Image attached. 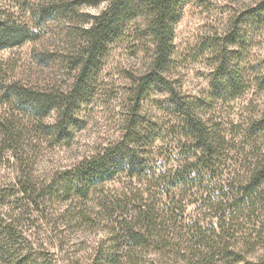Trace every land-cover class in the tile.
<instances>
[{
	"label": "trees",
	"instance_id": "16d2710c",
	"mask_svg": "<svg viewBox=\"0 0 264 264\" xmlns=\"http://www.w3.org/2000/svg\"><path fill=\"white\" fill-rule=\"evenodd\" d=\"M107 2L84 29L87 45L72 59L80 69L68 90L15 86L13 95L7 90L0 95L3 103L14 99L22 111L0 119V169L8 165L13 172L12 181L7 176L0 181V195L12 188L27 200L21 213L13 210L0 218V264H61L45 243L27 238L23 229V221H35L29 211L42 213L44 199L43 212L52 221L56 214L47 204L55 198L68 202L59 215L69 227L106 230L93 264H264V254L249 259L264 247V114L246 115L235 124L230 114L210 111L215 99L241 94L243 81L236 73L221 84L214 81V92L223 95H182L171 78L170 58L181 0ZM132 18H140L153 45L138 90L168 94L167 121L149 106L144 143L127 138L139 134V115H133L122 141L83 155L51 177L37 176L33 166L44 142L72 147L89 71ZM35 37L27 27L0 18V50ZM55 111V123H45ZM25 116L35 117L47 130L26 124ZM119 172L127 173L128 180L110 184ZM61 260L84 264L75 256Z\"/></svg>",
	"mask_w": 264,
	"mask_h": 264
},
{
	"label": "rangeland",
	"instance_id": "374dc122",
	"mask_svg": "<svg viewBox=\"0 0 264 264\" xmlns=\"http://www.w3.org/2000/svg\"><path fill=\"white\" fill-rule=\"evenodd\" d=\"M179 3L177 19L172 25L170 58L171 78L176 80L182 95L194 98L223 95L214 92V81L221 84L226 76L236 73L243 81L241 94L215 99L217 103L210 111L230 114L235 124L246 115L264 114V0H181ZM107 6V0L96 4L88 0H0L2 20L36 33L34 39L22 45L0 50V95L6 90L13 95L15 86L68 90L80 69L72 66V59L87 45L84 29ZM43 12L47 14L42 16ZM152 49L140 18H132L121 34L106 44L104 54L87 76L88 92L75 113L79 122L75 125L72 147H67L64 141L44 142L46 148L33 166L37 176L51 177L54 170L68 168L83 155L95 154L122 141L133 115H139V134L127 138L131 142H145L147 108L151 106L152 113H162L164 118L171 110L168 94L158 91L143 94L138 90ZM21 112L14 99L3 103L0 98V119ZM57 116L55 111L44 121L53 124ZM168 118L171 119L169 115ZM24 119L26 124L47 130L37 124L35 117ZM160 143V140L155 142ZM5 176L9 182L13 180L8 165L1 166L0 181ZM120 178L128 180L127 173L119 172L110 184H116ZM6 189L0 195V218L14 211L21 213L27 203L12 188ZM67 203L58 198L49 201L47 205L56 216L48 221L43 212L44 199L42 213L29 211L35 221H23L25 236L38 244L45 243L47 251L60 259L61 264L64 263L61 259L67 256L93 264L99 243L106 240L107 232L101 227H69L59 215ZM30 224L33 226L29 227ZM52 224L56 229L53 230ZM263 254L262 246L249 259L256 261Z\"/></svg>",
	"mask_w": 264,
	"mask_h": 264
}]
</instances>
